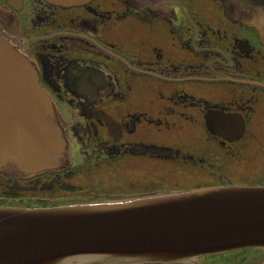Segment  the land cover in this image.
I'll return each mask as SVG.
<instances>
[{
  "label": "flooded vegetation",
  "instance_id": "obj_1",
  "mask_svg": "<svg viewBox=\"0 0 264 264\" xmlns=\"http://www.w3.org/2000/svg\"><path fill=\"white\" fill-rule=\"evenodd\" d=\"M0 2L20 18L18 42L34 56L70 143L62 170L0 173L2 205L264 185V35L226 13L256 17L264 0ZM263 261L264 248L198 258Z\"/></svg>",
  "mask_w": 264,
  "mask_h": 264
},
{
  "label": "water",
  "instance_id": "obj_2",
  "mask_svg": "<svg viewBox=\"0 0 264 264\" xmlns=\"http://www.w3.org/2000/svg\"><path fill=\"white\" fill-rule=\"evenodd\" d=\"M226 13L255 21L264 35L263 12ZM21 30L0 2V172L29 177L65 168L70 143L34 56L18 42ZM66 200L30 208L0 199V264H199L201 256L264 248V185Z\"/></svg>",
  "mask_w": 264,
  "mask_h": 264
}]
</instances>
